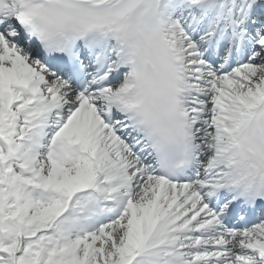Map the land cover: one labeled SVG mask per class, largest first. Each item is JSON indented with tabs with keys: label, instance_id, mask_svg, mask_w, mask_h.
<instances>
[{
	"label": "snow or ice",
	"instance_id": "obj_1",
	"mask_svg": "<svg viewBox=\"0 0 264 264\" xmlns=\"http://www.w3.org/2000/svg\"><path fill=\"white\" fill-rule=\"evenodd\" d=\"M161 37L175 121L136 95ZM256 108L264 0H0V264H264Z\"/></svg>",
	"mask_w": 264,
	"mask_h": 264
},
{
	"label": "clouds",
	"instance_id": "obj_2",
	"mask_svg": "<svg viewBox=\"0 0 264 264\" xmlns=\"http://www.w3.org/2000/svg\"><path fill=\"white\" fill-rule=\"evenodd\" d=\"M159 53L157 62L152 66H139L136 95L142 98V113H151L167 121H175L178 114L173 107V97L179 82L171 54L162 37L156 42ZM237 166L241 163L264 164V108L251 110L240 124L228 154ZM174 164H179L177 159Z\"/></svg>",
	"mask_w": 264,
	"mask_h": 264
}]
</instances>
